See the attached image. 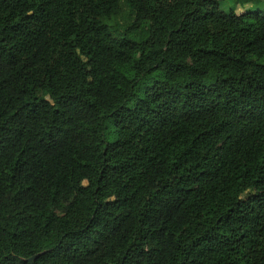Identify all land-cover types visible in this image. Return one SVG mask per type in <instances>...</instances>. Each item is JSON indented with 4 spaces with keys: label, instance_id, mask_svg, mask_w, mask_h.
Wrapping results in <instances>:
<instances>
[{
    "label": "trees",
    "instance_id": "trees-1",
    "mask_svg": "<svg viewBox=\"0 0 264 264\" xmlns=\"http://www.w3.org/2000/svg\"><path fill=\"white\" fill-rule=\"evenodd\" d=\"M234 1L0 0V264H264V0Z\"/></svg>",
    "mask_w": 264,
    "mask_h": 264
},
{
    "label": "rangeland",
    "instance_id": "rangeland-1",
    "mask_svg": "<svg viewBox=\"0 0 264 264\" xmlns=\"http://www.w3.org/2000/svg\"><path fill=\"white\" fill-rule=\"evenodd\" d=\"M221 11L228 12L235 6L234 0H217ZM133 20V14L126 4H122L120 13L109 20H104V23L113 30L122 31Z\"/></svg>",
    "mask_w": 264,
    "mask_h": 264
}]
</instances>
